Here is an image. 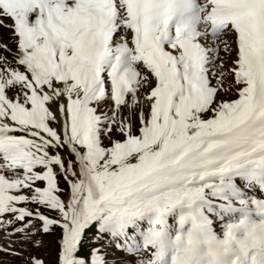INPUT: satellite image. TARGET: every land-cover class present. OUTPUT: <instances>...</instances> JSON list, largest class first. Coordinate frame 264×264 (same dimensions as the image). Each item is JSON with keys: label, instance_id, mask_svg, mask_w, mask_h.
<instances>
[{"label": "snow or ice", "instance_id": "obj_1", "mask_svg": "<svg viewBox=\"0 0 264 264\" xmlns=\"http://www.w3.org/2000/svg\"><path fill=\"white\" fill-rule=\"evenodd\" d=\"M0 264H264V0H0Z\"/></svg>", "mask_w": 264, "mask_h": 264}]
</instances>
